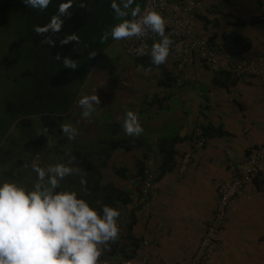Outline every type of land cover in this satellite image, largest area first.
Returning <instances> with one entry per match:
<instances>
[{
  "label": "crops",
  "instance_id": "crops-1",
  "mask_svg": "<svg viewBox=\"0 0 264 264\" xmlns=\"http://www.w3.org/2000/svg\"><path fill=\"white\" fill-rule=\"evenodd\" d=\"M234 18L260 22L235 28L230 24ZM233 30L251 40L253 51L249 54L264 55V0H202L198 36H221ZM127 61L134 64L128 76L133 81L124 80L128 89H121L116 80L104 83L94 69L81 94L96 90L101 103L91 117L83 119L77 100L70 120L82 139L114 137L138 143L129 152L116 150L109 160L111 168L126 164L135 173L147 152L158 153L162 144L173 139H178L174 145L178 163L184 154H192L184 174L176 170L156 182L149 212L134 230L141 247L130 263L178 264L194 254L211 224L221 185L238 176L249 151L264 145V82L231 76L233 85L230 80L229 86H220L204 65L195 63L188 67L184 87L170 88L160 84L159 69ZM128 110L139 116L143 133L138 137L126 135L122 128ZM207 124L221 133L210 138L203 149H196L191 143L195 127ZM121 181V189L136 194L134 182ZM118 242V248L133 251L129 241ZM101 259L126 264L122 254ZM205 264H264V171L232 201L218 254Z\"/></svg>",
  "mask_w": 264,
  "mask_h": 264
},
{
  "label": "trees",
  "instance_id": "trees-1",
  "mask_svg": "<svg viewBox=\"0 0 264 264\" xmlns=\"http://www.w3.org/2000/svg\"><path fill=\"white\" fill-rule=\"evenodd\" d=\"M145 1L135 0V3L143 10ZM112 2L113 0H51L48 7L41 10L27 6L24 0H0V39L6 45L0 51V73L7 75L6 80L4 79L7 87L0 94V166L3 169L9 167L12 171L15 166L20 167L22 160L11 162L12 155L17 150H27L36 155L26 163L30 166L29 174H33V161L42 166L67 163L69 157L66 153L75 156V166L86 172L83 178L87 181V195L81 191V176L75 174L66 177L59 190L79 192L82 198L98 210L107 204L120 212L117 221L119 237L110 243L108 253L103 256L122 254L126 264H130L141 247V239L134 230L143 215L139 193L151 151L146 153L144 161H138L136 172L131 173L126 164H117L111 168L109 160L120 148L129 152L137 147L135 140L104 137L90 141L76 136L75 140L70 141L61 131V125L72 124L70 116L76 101L105 50L114 43L111 37L107 42L101 43L102 33L119 22L111 8ZM116 3L120 4L121 0H116ZM61 4L70 5L67 14L60 17L64 21L62 30L58 33L49 31L44 35L38 34L34 29L48 25L51 18L58 14ZM81 4L84 7H80ZM259 22L258 19L234 18L230 24L235 28H246L258 25ZM72 33L79 37V42L61 46V39ZM46 36L55 41V47L43 43ZM208 41L211 46L221 47L232 56L244 57L253 51L251 40L234 30L221 36L209 35ZM57 54L75 60L77 69L65 68L62 61L55 59ZM135 63H147L150 67L157 68L151 63V59H141ZM157 69L162 75L160 84L175 87L174 74L165 65ZM231 76L240 77L223 72L215 76L214 82L226 87L231 80L233 85L235 78ZM201 128L204 137L208 139L221 133L210 124L201 125ZM16 130L20 134L19 138L14 135ZM193 139L194 137L191 138ZM25 141L28 143L27 148L22 146ZM177 142L178 139H173L161 145L157 156L158 179L177 170L178 154L174 147ZM251 152L252 150L248 156ZM37 154L39 159H36ZM262 173H258L255 178ZM120 181L134 182L132 187L137 191L136 194L129 188L121 189ZM118 240L129 241L133 251L129 252L128 247L118 248Z\"/></svg>",
  "mask_w": 264,
  "mask_h": 264
},
{
  "label": "clouds",
  "instance_id": "clouds-1",
  "mask_svg": "<svg viewBox=\"0 0 264 264\" xmlns=\"http://www.w3.org/2000/svg\"><path fill=\"white\" fill-rule=\"evenodd\" d=\"M50 2L24 0L27 6L41 10L46 9ZM69 6L61 4L58 14L48 25L37 26L34 30L41 35L49 31L60 32L64 24L60 17L67 14ZM111 8L119 22L102 33L101 43L107 42L109 37L113 41H121L151 38L152 34L159 40L151 46V63L157 68L165 64L174 41L170 34H166L168 21L163 14L155 9L142 12L135 0H121L120 4L113 0ZM70 42H79V37L75 33L68 34L60 43L63 46ZM43 43L56 46L49 36ZM55 59L62 61L67 69H77V62L68 56L57 54ZM95 93L96 90L93 94L82 93L77 101L83 119L91 117L101 103ZM122 128L128 136L138 137L143 133L138 114L131 110L125 113ZM61 131L70 141L78 135V130L71 123L61 125ZM65 155L69 157L67 163L41 167L34 162L32 170L36 173V182L31 188L9 177L0 181V264H109L108 259L101 257L107 253L110 243L119 237L117 221L120 212L107 204L98 210L79 192L59 190L61 182L75 174L81 176V191L87 195V181L83 178L86 172L75 166V156L71 153ZM36 159H39V154Z\"/></svg>",
  "mask_w": 264,
  "mask_h": 264
},
{
  "label": "built area",
  "instance_id": "built-area-1",
  "mask_svg": "<svg viewBox=\"0 0 264 264\" xmlns=\"http://www.w3.org/2000/svg\"><path fill=\"white\" fill-rule=\"evenodd\" d=\"M202 8L200 0H146L144 10L155 9L161 12L168 21L166 34L174 41L170 55L163 65L175 77V86L184 87L187 81L188 67L201 63L212 77L223 72H230L240 77H254L264 82V55L248 54L244 57L232 56L221 47L211 46L208 37L197 35L199 15ZM151 38L121 40L122 51L130 61L151 59V46L159 37L150 34ZM193 146L202 149L207 143L201 125L195 127ZM192 163V155L186 154L180 162L179 172L184 174ZM158 159L151 153L146 161L145 178L139 195L143 205V214L147 215L149 200L158 180ZM264 171V146L253 149L241 165L238 176L221 185L218 204L214 217L200 240L194 254L178 264H205L214 259L220 249L222 230L229 218L232 201L241 196L246 187L253 184L258 173ZM145 245L147 242L145 241Z\"/></svg>",
  "mask_w": 264,
  "mask_h": 264
},
{
  "label": "rangeland",
  "instance_id": "rangeland-1",
  "mask_svg": "<svg viewBox=\"0 0 264 264\" xmlns=\"http://www.w3.org/2000/svg\"><path fill=\"white\" fill-rule=\"evenodd\" d=\"M3 42L4 41L0 39V51H2L6 47V45ZM1 62L2 61H0V64ZM132 68H134V64L127 61L125 55L123 54L121 44L119 43V41H114V43L105 50L104 54L98 61L95 70L96 73L100 74V80L101 81L105 80L104 83L107 81L116 80L114 82H116L121 89L124 88V90H127L128 87L125 86L124 84L125 81L127 83H131V81H133L132 77H128L130 70H132ZM6 76L0 73V77H1L0 94L2 93L3 89L7 87V83L5 82ZM103 95H105V93ZM14 135L16 138L20 137V134L18 133L17 130L14 131ZM14 135L11 134L12 137ZM0 136H1V132H0ZM27 145L28 143L26 141L22 143V146L24 148H27ZM35 156H36L35 154H32L27 150L14 151L11 162L20 159L23 161V164H21L20 167L15 166V170L13 171L9 167L3 169V167L0 166V181H2L5 177H9L18 180L24 186L31 188L33 185L31 183L36 182V173L33 171V174H29L28 168H30V166L27 165V167H25V165L26 163L30 162V160H32ZM7 160H8L7 164H9L10 158H8ZM47 165L49 164H44L41 167H45Z\"/></svg>",
  "mask_w": 264,
  "mask_h": 264
}]
</instances>
